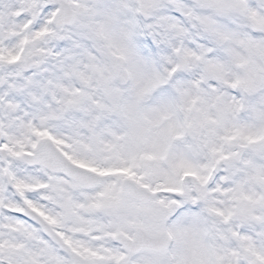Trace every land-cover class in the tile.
<instances>
[{"label":"snow or ice","instance_id":"snow-or-ice-1","mask_svg":"<svg viewBox=\"0 0 264 264\" xmlns=\"http://www.w3.org/2000/svg\"><path fill=\"white\" fill-rule=\"evenodd\" d=\"M0 264H264V0H0Z\"/></svg>","mask_w":264,"mask_h":264}]
</instances>
